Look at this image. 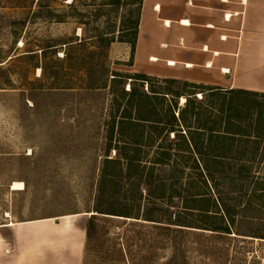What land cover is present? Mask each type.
<instances>
[{
	"label": "rangeland",
	"instance_id": "obj_1",
	"mask_svg": "<svg viewBox=\"0 0 264 264\" xmlns=\"http://www.w3.org/2000/svg\"><path fill=\"white\" fill-rule=\"evenodd\" d=\"M138 3L0 0V225L72 214L90 219L114 86L108 74L135 73ZM15 183L22 188L14 189ZM196 191L210 192L202 184ZM131 206L119 202L113 209L137 217ZM207 206L181 204L199 211ZM260 216L236 220L230 235L170 232L144 219L104 216L103 244L86 248L83 264H169L173 256V264H264V210ZM185 219L204 228L221 223L202 212H185ZM239 229L262 238L237 235Z\"/></svg>",
	"mask_w": 264,
	"mask_h": 264
},
{
	"label": "trees",
	"instance_id": "obj_2",
	"mask_svg": "<svg viewBox=\"0 0 264 264\" xmlns=\"http://www.w3.org/2000/svg\"><path fill=\"white\" fill-rule=\"evenodd\" d=\"M138 1L131 65L143 4ZM110 77L114 86L104 122L105 153L93 214L87 223V248L102 246L107 234L101 222L108 218L104 216L144 219L160 223L158 228L170 232L197 228L226 235L232 234L236 220L262 219L264 93L144 73L115 71ZM116 84L120 85L117 90ZM103 87H107L105 80ZM200 184L210 190L207 195L196 193ZM119 202L137 207V217L118 215L113 208ZM184 202L209 207L199 211L181 207ZM185 212L214 214L221 223L194 226L183 220ZM237 232L262 238L242 229ZM175 260L173 256L169 264Z\"/></svg>",
	"mask_w": 264,
	"mask_h": 264
},
{
	"label": "crops",
	"instance_id": "obj_3",
	"mask_svg": "<svg viewBox=\"0 0 264 264\" xmlns=\"http://www.w3.org/2000/svg\"><path fill=\"white\" fill-rule=\"evenodd\" d=\"M131 70L264 93V0H143ZM84 214L0 225V264H83Z\"/></svg>",
	"mask_w": 264,
	"mask_h": 264
},
{
	"label": "bare ground",
	"instance_id": "obj_4",
	"mask_svg": "<svg viewBox=\"0 0 264 264\" xmlns=\"http://www.w3.org/2000/svg\"><path fill=\"white\" fill-rule=\"evenodd\" d=\"M22 184L21 183H15L14 185V189H21L22 188Z\"/></svg>",
	"mask_w": 264,
	"mask_h": 264
}]
</instances>
